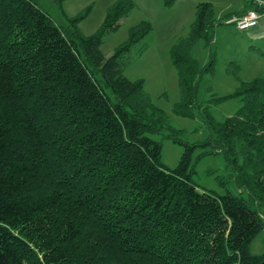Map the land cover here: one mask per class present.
Segmentation results:
<instances>
[{"label":"trees","instance_id":"trees-1","mask_svg":"<svg viewBox=\"0 0 264 264\" xmlns=\"http://www.w3.org/2000/svg\"><path fill=\"white\" fill-rule=\"evenodd\" d=\"M134 6L117 1L85 35L78 23L91 7L60 27L38 0H0V264H264L250 250L264 228V77L242 80L231 62L239 87L203 105L200 83L216 57L201 66L191 54L233 14L217 19L212 2H199L170 50L181 92L173 110H199L208 130L189 142L145 79L124 74L151 23L133 25L109 57L101 49ZM232 98L242 104L235 114L211 113ZM164 131L185 147L174 168L154 138ZM208 154L224 156L237 194L193 180L195 160Z\"/></svg>","mask_w":264,"mask_h":264},{"label":"rangeland","instance_id":"rangeland-1","mask_svg":"<svg viewBox=\"0 0 264 264\" xmlns=\"http://www.w3.org/2000/svg\"><path fill=\"white\" fill-rule=\"evenodd\" d=\"M117 1L119 0H38V3L60 27L69 25V17L84 14L87 8L91 7L89 13L78 23L80 32L90 35L98 31L109 7ZM132 1L135 6L121 19L120 27L104 37L101 47L104 55L107 57L112 55L115 49L129 38L133 25L143 20L149 21L153 28L133 47L124 74L131 79H145L146 89L154 102L166 111L168 122L173 128L182 129V137L185 140L189 142L204 140L208 130L199 110L195 117L182 116L173 110L175 103L181 99V92L177 71L170 55L172 46L189 34L199 2L177 0L173 5H166L164 0ZM239 1L246 3V0ZM228 14L231 13L226 15ZM247 33V30H239L234 24L222 22L215 27L214 39L209 45L200 40L193 47L191 54L201 66L210 61L212 54L215 53L216 57L215 72L206 73L200 83L199 99L203 105L207 104L212 95H227L239 87L238 79L227 72L230 61L239 64V76L242 80L250 81L256 77H264V55L259 49L257 52L249 50L253 43L250 42ZM237 58L240 62L236 61ZM241 105L238 98H232L212 103L209 108L216 118L223 119L235 114ZM166 132L154 135V138L162 142V162L174 168L179 163L185 147L164 137ZM202 151L203 148H198L194 157L197 158ZM230 173L231 168L223 155L208 154L195 160L192 177L200 186L217 194L227 192L237 194L239 190L231 180ZM250 250L254 254L264 253V228L251 243Z\"/></svg>","mask_w":264,"mask_h":264},{"label":"crops","instance_id":"crops-1","mask_svg":"<svg viewBox=\"0 0 264 264\" xmlns=\"http://www.w3.org/2000/svg\"><path fill=\"white\" fill-rule=\"evenodd\" d=\"M197 1L198 2H203V1L212 2L214 9H215V16L217 19H223V17H225V15L229 12L232 13L233 15H240L244 13L247 9L252 7V5H250L249 3L247 2L245 3L239 0H237V2L236 0H197ZM217 7H218V11H217ZM247 31H248L247 36L250 39V42L253 43V45L249 47V50L250 51L254 50L257 52L258 51L257 49H259L262 55H264V15L261 17L257 26L249 28L247 29ZM236 61L240 62L238 58ZM231 62H235V61H230V63ZM228 74L230 73L228 72Z\"/></svg>","mask_w":264,"mask_h":264},{"label":"built area","instance_id":"built-area-1","mask_svg":"<svg viewBox=\"0 0 264 264\" xmlns=\"http://www.w3.org/2000/svg\"><path fill=\"white\" fill-rule=\"evenodd\" d=\"M252 5L240 15H233L224 19L226 24H234L240 30H247L258 25L264 15V0H246Z\"/></svg>","mask_w":264,"mask_h":264}]
</instances>
